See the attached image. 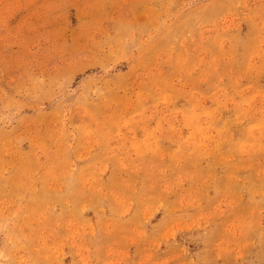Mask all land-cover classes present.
I'll use <instances>...</instances> for the list:
<instances>
[{
    "label": "rangeland",
    "instance_id": "374dc122",
    "mask_svg": "<svg viewBox=\"0 0 264 264\" xmlns=\"http://www.w3.org/2000/svg\"><path fill=\"white\" fill-rule=\"evenodd\" d=\"M0 264H264V0H0Z\"/></svg>",
    "mask_w": 264,
    "mask_h": 264
}]
</instances>
